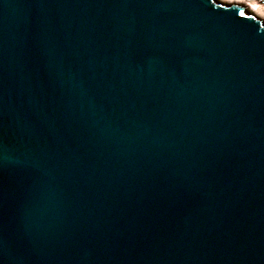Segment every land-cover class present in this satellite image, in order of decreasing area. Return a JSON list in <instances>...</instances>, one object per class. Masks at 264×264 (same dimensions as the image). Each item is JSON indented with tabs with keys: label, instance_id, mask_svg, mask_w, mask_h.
Listing matches in <instances>:
<instances>
[{
	"label": "water",
	"instance_id": "1",
	"mask_svg": "<svg viewBox=\"0 0 264 264\" xmlns=\"http://www.w3.org/2000/svg\"><path fill=\"white\" fill-rule=\"evenodd\" d=\"M0 264H264V19L0 0Z\"/></svg>",
	"mask_w": 264,
	"mask_h": 264
},
{
	"label": "bare ground",
	"instance_id": "2",
	"mask_svg": "<svg viewBox=\"0 0 264 264\" xmlns=\"http://www.w3.org/2000/svg\"><path fill=\"white\" fill-rule=\"evenodd\" d=\"M231 2L244 3L250 6V8L260 17L264 19V5L257 4L255 0H228Z\"/></svg>",
	"mask_w": 264,
	"mask_h": 264
},
{
	"label": "rangeland",
	"instance_id": "3",
	"mask_svg": "<svg viewBox=\"0 0 264 264\" xmlns=\"http://www.w3.org/2000/svg\"><path fill=\"white\" fill-rule=\"evenodd\" d=\"M222 1L232 3L231 1H228V0H222ZM255 1H257L256 3L259 5H264L260 0H255Z\"/></svg>",
	"mask_w": 264,
	"mask_h": 264
}]
</instances>
